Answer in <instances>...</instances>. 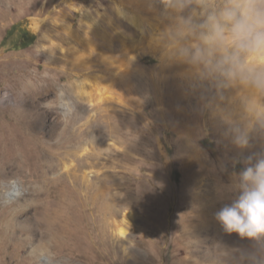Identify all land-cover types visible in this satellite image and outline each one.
<instances>
[{
    "label": "rangeland",
    "instance_id": "rangeland-1",
    "mask_svg": "<svg viewBox=\"0 0 264 264\" xmlns=\"http://www.w3.org/2000/svg\"><path fill=\"white\" fill-rule=\"evenodd\" d=\"M13 26L10 41L33 36L26 48L2 45ZM162 27L153 0H0V229L11 219L25 230L0 264H222L247 243L214 219L239 150L186 66L161 62ZM262 150L257 136L246 151ZM72 193L98 202L103 225L97 243L78 236L70 251L31 215H59L54 196Z\"/></svg>",
    "mask_w": 264,
    "mask_h": 264
},
{
    "label": "clouds",
    "instance_id": "clouds-1",
    "mask_svg": "<svg viewBox=\"0 0 264 264\" xmlns=\"http://www.w3.org/2000/svg\"><path fill=\"white\" fill-rule=\"evenodd\" d=\"M163 25L152 35L164 64L186 66L222 140L239 151L214 213L224 234L246 244L226 251L222 264H264V0H153ZM227 193V195H224Z\"/></svg>",
    "mask_w": 264,
    "mask_h": 264
},
{
    "label": "bare ground",
    "instance_id": "bare-ground-1",
    "mask_svg": "<svg viewBox=\"0 0 264 264\" xmlns=\"http://www.w3.org/2000/svg\"><path fill=\"white\" fill-rule=\"evenodd\" d=\"M34 23L35 27H38L41 21L34 19ZM68 88L70 91H73L77 97L82 99L85 97L87 98L86 100H89V97L84 96L85 90L82 86L77 84V88H75L76 91H74L72 85H69ZM24 125L26 126V123ZM54 197L56 199H61V204H59V206L64 208L59 215L49 214L45 211L39 213L37 210L31 215L39 233L48 237L52 244H57L59 247L60 245L62 246V244L66 243L69 246L67 249H70V251L71 246L74 243V239L78 236L89 238L94 240V243H97L101 237V229L103 225L101 222L102 218L98 202L96 200H92L89 203L88 200H82L79 195L75 193L70 195L63 194L61 196ZM127 217L130 218V216ZM16 231H20L22 234V232L25 230L22 228H17V224L11 219L2 220V226L0 229V259H6L10 256L4 252L5 249L12 251V249H16L14 247H17L18 245V247H21V239L14 235ZM124 233V229L117 231V234L123 235ZM25 241L26 239L23 240L22 243ZM13 253L15 254L16 252ZM4 261L7 263L6 260Z\"/></svg>",
    "mask_w": 264,
    "mask_h": 264
},
{
    "label": "trees",
    "instance_id": "trees-1",
    "mask_svg": "<svg viewBox=\"0 0 264 264\" xmlns=\"http://www.w3.org/2000/svg\"><path fill=\"white\" fill-rule=\"evenodd\" d=\"M18 28L16 26L11 27V29L7 32L5 38L2 41V45H6L8 41L11 43L13 49H23L30 45L33 41V36H31L27 31L22 30L19 39L14 41H10V38L14 35L15 31Z\"/></svg>",
    "mask_w": 264,
    "mask_h": 264
}]
</instances>
